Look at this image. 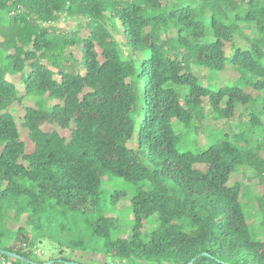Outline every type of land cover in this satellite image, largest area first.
<instances>
[{
	"label": "trees",
	"instance_id": "trees-1",
	"mask_svg": "<svg viewBox=\"0 0 264 264\" xmlns=\"http://www.w3.org/2000/svg\"><path fill=\"white\" fill-rule=\"evenodd\" d=\"M229 66L237 79L220 83ZM193 68L209 71L207 83ZM26 98L29 153L10 111ZM239 108L236 133L179 151L175 125L198 137L208 114L231 119ZM262 152L264 0H0V250L84 264L31 258L44 227L71 214L113 263L264 264ZM104 175L135 186L128 238L114 218L90 214Z\"/></svg>",
	"mask_w": 264,
	"mask_h": 264
},
{
	"label": "rangeland",
	"instance_id": "rangeland-1",
	"mask_svg": "<svg viewBox=\"0 0 264 264\" xmlns=\"http://www.w3.org/2000/svg\"><path fill=\"white\" fill-rule=\"evenodd\" d=\"M67 22V21H65ZM72 22V21H70ZM116 38L118 40H122V38L117 35ZM235 45L238 47H246L247 43L244 40L235 38ZM229 49V45L227 46V50ZM73 53L80 58V52L77 49L73 50ZM194 73L200 78L203 84L207 83V79L210 77V73L207 69L204 68H193ZM238 77V72L229 66L223 72L216 74L215 79H222L220 83L223 81H228L230 83L235 82ZM12 81L17 85V87L21 90L22 87L20 85V81L18 77L12 79ZM215 86V85H214ZM248 91V90H247ZM257 95L256 92H252V96L255 97ZM34 99H24L22 103H14L11 105L10 111L14 114L17 119V126L19 129V133L21 139L26 144L27 153L33 150V146L28 139V134L26 129L21 124V117L24 113V108L26 106H34ZM248 111L250 110L247 107ZM204 111H208V107L204 108ZM251 111V110H250ZM243 112V108H239L235 111L234 116L231 119L225 120H215L213 117L208 114L206 120L201 126V131L197 136H194L191 132L183 131L182 127L179 125H175V129L182 131V138L178 145L179 151H190L192 153H197L205 149L212 142V134L215 130H221L226 135L231 136L232 133H236L237 124L239 123L240 114ZM245 120L243 121V126L246 124L248 118L245 116ZM242 120V118H241ZM43 130L45 131H57L61 136L68 138L69 131L62 130L55 125L45 124L43 126ZM211 136L209 140H207V136ZM207 140V141H206ZM208 142V143H207ZM261 156L264 157V153H261ZM201 168V167H200ZM243 178L241 175H233L230 180V184L236 181H242ZM251 189L254 192H262V187L257 183L256 180L251 182ZM135 193V186L122 178L114 177L111 175H104L102 177V183L99 190V201L95 206L92 213H90L93 217L96 216H106L112 217L115 219V224L119 227L118 236L122 238H128L132 234L133 227V212L131 210L130 200ZM254 207L257 208V204L254 203ZM25 219L23 218L21 222L23 223ZM82 223H80L79 218H74L71 214L66 215H58L53 223L52 227H44L42 234L45 235L40 238V241L36 245L35 253L31 258L37 261H44L48 258H55L59 255L73 258L84 264H105L111 263L110 257H108L103 249L102 240L99 239H91L88 233H84L83 229L85 228ZM157 219L156 215L150 217L144 222L143 228L141 230L142 238L145 239L149 235V233L156 227ZM82 239L85 242L84 247H70L67 243L70 241H77ZM60 249H62V253H60ZM0 264L1 260H0Z\"/></svg>",
	"mask_w": 264,
	"mask_h": 264
},
{
	"label": "water",
	"instance_id": "water-1",
	"mask_svg": "<svg viewBox=\"0 0 264 264\" xmlns=\"http://www.w3.org/2000/svg\"><path fill=\"white\" fill-rule=\"evenodd\" d=\"M0 255H3L5 257H7V258H11V259L20 261L21 263H24V264H39V263L32 262L31 260L26 259L24 257H21V256L15 254V253L7 252V251L0 250ZM194 261H195V259H192L187 264H192ZM57 263L60 264L61 263V260H57ZM64 263L65 264H73V263H67V262H64ZM42 264H55V261L54 260H51V261H47V262L42 263Z\"/></svg>",
	"mask_w": 264,
	"mask_h": 264
},
{
	"label": "built area",
	"instance_id": "built-area-1",
	"mask_svg": "<svg viewBox=\"0 0 264 264\" xmlns=\"http://www.w3.org/2000/svg\"><path fill=\"white\" fill-rule=\"evenodd\" d=\"M0 260H1V263L2 264H14L13 263V259H11V258H9V259H3V258H1ZM110 264H117V263L111 262Z\"/></svg>",
	"mask_w": 264,
	"mask_h": 264
}]
</instances>
